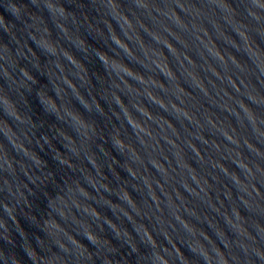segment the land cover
<instances>
[{"label":"water","instance_id":"water-1","mask_svg":"<svg viewBox=\"0 0 264 264\" xmlns=\"http://www.w3.org/2000/svg\"><path fill=\"white\" fill-rule=\"evenodd\" d=\"M0 264H264V0H0Z\"/></svg>","mask_w":264,"mask_h":264}]
</instances>
